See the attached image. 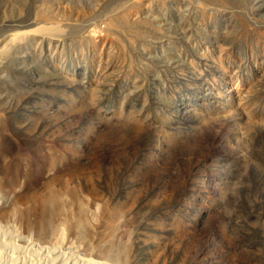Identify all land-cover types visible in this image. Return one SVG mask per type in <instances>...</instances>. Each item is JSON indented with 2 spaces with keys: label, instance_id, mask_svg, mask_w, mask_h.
Here are the masks:
<instances>
[{
  "label": "rangeland",
  "instance_id": "374dc122",
  "mask_svg": "<svg viewBox=\"0 0 264 264\" xmlns=\"http://www.w3.org/2000/svg\"><path fill=\"white\" fill-rule=\"evenodd\" d=\"M77 251L264 264V0H0V264Z\"/></svg>",
  "mask_w": 264,
  "mask_h": 264
},
{
  "label": "bare ground",
  "instance_id": "6f19581e",
  "mask_svg": "<svg viewBox=\"0 0 264 264\" xmlns=\"http://www.w3.org/2000/svg\"><path fill=\"white\" fill-rule=\"evenodd\" d=\"M16 35V34H15ZM13 215V214H12ZM55 230H54V232L53 233H51L50 234V236L47 238V240L45 241V243L44 244H42L41 245V247L43 248V249H45V250H48V252H52V253H59L60 255H61V258H63V259H66V258H64L65 256V254L67 253V255H69L68 254V252L65 250V254L64 255H62L60 252H62V251H60V250H63V247L64 248H67L68 246L70 247V245H72V240H70L69 238H67L66 236H65V234L63 233V227H62V225H61V223H57L56 224V226H55V228H54ZM8 231V230H7ZM49 233V232H48ZM48 235V234H47ZM5 242V241H4ZM75 242V241H74ZM80 244V243H79ZM77 245V244H76ZM75 246V245H74ZM72 248V247H71ZM76 248V246L74 247V249ZM73 249V248H72ZM63 250V251H64ZM71 250V249H70ZM77 250V249H76ZM84 252V251H83ZM20 253V252H19ZM46 253V252H45ZM64 253V252H63ZM70 253V256H71V252H69ZM73 253H74V251H73ZM76 253H78V251L76 252ZM90 253V252H89ZM89 253H87V254H89ZM80 253H78V256H77V254H75L76 256H77V261H79L78 259H81L82 260V263H83V261H84V263L85 264H109V263H105V262H103L102 261V259L101 260H99V259H92V257L90 258V257H83L82 256V254H80ZM84 255V254H83ZM85 255H86V253H85ZM62 256H64V257H62ZM80 256H82V257H80ZM87 256V255H86ZM76 257H74V259H75ZM74 259H72V262H73V260ZM42 260V259H41ZM103 260H104V258H103ZM106 261H108V260H106ZM81 262V261H80ZM79 262V263H80ZM115 264V263H114Z\"/></svg>",
  "mask_w": 264,
  "mask_h": 264
}]
</instances>
